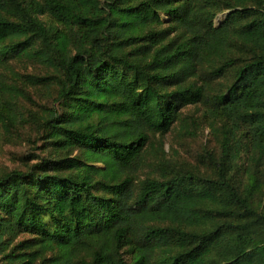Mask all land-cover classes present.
<instances>
[{
	"label": "trees",
	"instance_id": "16d2710c",
	"mask_svg": "<svg viewBox=\"0 0 264 264\" xmlns=\"http://www.w3.org/2000/svg\"><path fill=\"white\" fill-rule=\"evenodd\" d=\"M201 124L214 176L149 162ZM27 125L49 153L0 173V264H264V0H0V138Z\"/></svg>",
	"mask_w": 264,
	"mask_h": 264
},
{
	"label": "rangeland",
	"instance_id": "374dc122",
	"mask_svg": "<svg viewBox=\"0 0 264 264\" xmlns=\"http://www.w3.org/2000/svg\"><path fill=\"white\" fill-rule=\"evenodd\" d=\"M227 12L220 13L215 19L218 26ZM17 70L21 73L32 75H43L45 70L36 62H23L19 64ZM51 100V96L41 94L37 98L38 103H45ZM198 107L188 106L181 110L184 116L201 117ZM36 111V110H35ZM41 111V110H40ZM196 137L182 135L178 127H174L164 136H151L150 143L146 147V155L149 162L156 163L162 161L171 166L176 171H191L196 174L214 176L213 168L205 161V155H218L219 146L212 137L210 129L201 124ZM41 135L34 132V128L27 125L12 131L5 139L0 138V173L5 171H26L30 167L39 164L48 153V146L40 139ZM239 165V163H238ZM236 170V169H235ZM151 169L142 170L141 174L151 172ZM237 181L244 182V175L235 171ZM260 208L264 210V189L262 197L258 199ZM26 236H21L19 240H26ZM127 262L131 260V255H125Z\"/></svg>",
	"mask_w": 264,
	"mask_h": 264
}]
</instances>
